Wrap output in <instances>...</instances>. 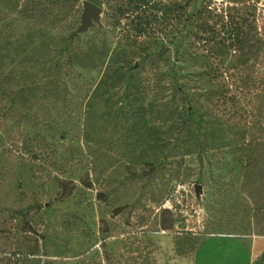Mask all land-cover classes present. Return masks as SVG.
Returning a JSON list of instances; mask_svg holds the SVG:
<instances>
[{
  "label": "rangeland",
  "instance_id": "obj_1",
  "mask_svg": "<svg viewBox=\"0 0 264 264\" xmlns=\"http://www.w3.org/2000/svg\"><path fill=\"white\" fill-rule=\"evenodd\" d=\"M85 1L0 0V264H153L181 232L191 264H264V0L235 2L244 49L210 78L187 44L131 69L104 0L76 33Z\"/></svg>",
  "mask_w": 264,
  "mask_h": 264
},
{
  "label": "trees",
  "instance_id": "obj_2",
  "mask_svg": "<svg viewBox=\"0 0 264 264\" xmlns=\"http://www.w3.org/2000/svg\"><path fill=\"white\" fill-rule=\"evenodd\" d=\"M192 1L104 0L106 10L111 13L113 27L124 32L123 38L126 39V43L143 47L138 51V60L131 69L138 70L146 62L154 61L149 58H161L165 54L166 43L174 45L175 52L187 44L188 57L195 61L199 60L200 68L206 77L210 78L211 75L215 76L212 74L213 71L218 69V65L225 58L243 52L245 36L241 30L242 16L237 12L233 13L235 2L239 0H231L233 5L220 8L211 6L209 1H204L199 7L188 11ZM178 37L180 38L176 41ZM150 42H161V45L157 51H148ZM68 50L69 43L56 50L57 57L53 62L55 69L61 67L63 52ZM174 89H177V85ZM182 99L188 103L186 97ZM0 115L9 116L2 105H0ZM142 163L146 166H154L157 170H161L164 165L163 162L152 164L147 159H143ZM124 179L131 181L144 179L146 184L151 182V176L145 169L130 172L124 176ZM175 220H171V225ZM196 240L190 232H181L175 236V253L179 256L188 255L197 249L199 243Z\"/></svg>",
  "mask_w": 264,
  "mask_h": 264
},
{
  "label": "water",
  "instance_id": "obj_3",
  "mask_svg": "<svg viewBox=\"0 0 264 264\" xmlns=\"http://www.w3.org/2000/svg\"><path fill=\"white\" fill-rule=\"evenodd\" d=\"M99 0L85 1L83 3V12L81 15V24L78 26L76 33L85 31L88 27H91L94 22H99L100 13L102 7L98 5ZM200 185L195 184V194L198 197L200 194Z\"/></svg>",
  "mask_w": 264,
  "mask_h": 264
},
{
  "label": "crops",
  "instance_id": "obj_4",
  "mask_svg": "<svg viewBox=\"0 0 264 264\" xmlns=\"http://www.w3.org/2000/svg\"><path fill=\"white\" fill-rule=\"evenodd\" d=\"M196 255L194 258H191L189 255L179 256L175 254V257L168 261H156L153 264H191V262H196ZM247 262H254L253 255L249 253V257L247 258ZM195 264V263H194Z\"/></svg>",
  "mask_w": 264,
  "mask_h": 264
}]
</instances>
